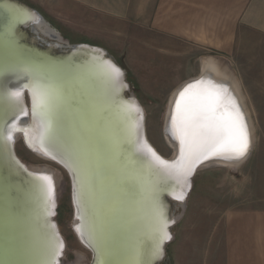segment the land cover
<instances>
[{
	"label": "water",
	"instance_id": "95a60500",
	"mask_svg": "<svg viewBox=\"0 0 264 264\" xmlns=\"http://www.w3.org/2000/svg\"><path fill=\"white\" fill-rule=\"evenodd\" d=\"M199 63L198 73L168 95L162 136L171 154L164 156L148 138L146 111L126 68L108 49L70 43L35 7L0 0V264H45L57 242L63 248L54 264H170L167 245L196 173L215 166L237 170L256 142L254 119L229 60L206 54ZM199 81L214 86L225 104L235 101L247 126L248 150L240 158L221 153L201 159L186 177L169 175L137 146L146 144L167 163L177 160L180 144L171 126L175 101ZM36 84L53 94L43 143L41 120L33 116ZM14 92L20 95L12 97ZM10 126L11 142L5 139ZM19 139L43 162L26 164L16 153ZM60 169L69 180L72 232L89 253L76 252L67 262L57 222ZM44 175L52 178L51 198L37 179Z\"/></svg>",
	"mask_w": 264,
	"mask_h": 264
},
{
	"label": "crops",
	"instance_id": "0c3cea01",
	"mask_svg": "<svg viewBox=\"0 0 264 264\" xmlns=\"http://www.w3.org/2000/svg\"><path fill=\"white\" fill-rule=\"evenodd\" d=\"M32 5L80 42L103 44L117 59H142L149 66L152 59L183 55L172 42L221 53L229 61L226 55L253 49L254 82L246 80V70L239 79L264 141V0H34ZM241 31L253 32L251 48L238 36ZM256 152L262 162L264 148ZM256 197L253 207L222 214L205 239L192 245L191 264H264V196Z\"/></svg>",
	"mask_w": 264,
	"mask_h": 264
},
{
	"label": "rangeland",
	"instance_id": "374dc122",
	"mask_svg": "<svg viewBox=\"0 0 264 264\" xmlns=\"http://www.w3.org/2000/svg\"><path fill=\"white\" fill-rule=\"evenodd\" d=\"M22 1L31 6L34 4V0ZM37 5L39 6L38 3ZM40 12L48 19L46 12ZM48 20L54 26L56 25L52 20ZM57 29L70 43L83 40L76 34L68 33L65 28L59 26ZM247 32L248 34L241 31L238 36H243L241 39L243 38L246 41L247 48H251L253 36L250 33L253 34V32ZM163 40V42H166L168 39ZM100 45L106 48L105 45ZM170 46L181 47L182 52H184L183 55H172L168 59H152L154 60L151 62L152 66H149L142 59H118L127 70V77L131 82L132 90L145 108L148 138L164 156L171 154V149L162 136L163 115L168 95L182 80L198 73L199 60L202 56L206 54L225 56L221 53L209 52L182 42H172ZM253 53V49L244 47L242 52L236 51L232 55H226L230 58L229 62L236 71L238 78L239 73L243 70H246V73L250 72L245 76L251 84L254 82ZM159 56L163 58L166 55L159 52ZM249 108L254 119L253 108ZM260 137V133L258 134L256 131L255 148L249 159L237 170L215 166L203 168L196 173L186 208L183 210L180 220L174 226V239L167 245V257L170 259V264H191L192 245H197L200 240L205 239L207 231L210 232L213 224L217 223L225 211L233 208H251L254 206L256 198L260 197H256L257 195L264 196V157L262 162L256 161L258 155L256 151L264 148V141L259 140ZM15 149L17 155L28 165H38L43 162L28 151L21 139L16 142ZM60 175L57 222L59 230L66 241L65 261L67 262L73 258L76 252H82L88 256L89 253L78 243L72 232L69 180L62 169H60ZM254 187L259 192L258 194ZM260 191L262 192L260 193Z\"/></svg>",
	"mask_w": 264,
	"mask_h": 264
},
{
	"label": "snow or ice",
	"instance_id": "6c2138e0",
	"mask_svg": "<svg viewBox=\"0 0 264 264\" xmlns=\"http://www.w3.org/2000/svg\"><path fill=\"white\" fill-rule=\"evenodd\" d=\"M111 73L119 75L117 69L107 65ZM19 92L11 93L18 97ZM51 89L36 84L32 89L33 116L41 120L39 139L44 141L48 112L52 101ZM172 134L179 140L180 154L174 163L160 160L146 144L140 143L137 151H147L152 159L158 163L169 175L186 177L191 173L193 166L201 159L221 153L230 154L231 158H240L248 150L249 136L242 113L235 101L229 99L223 102L221 93L214 86L205 85L199 81L189 84L180 91L171 119ZM13 127L8 128L5 139L12 141ZM45 182L42 188L49 198L53 195L52 178L44 175L37 177ZM182 199L183 197H178ZM79 230V229H78ZM161 238L167 239V234L160 229ZM62 243L57 242L49 249V259L45 264H54V258L62 250Z\"/></svg>",
	"mask_w": 264,
	"mask_h": 264
},
{
	"label": "bare ground",
	"instance_id": "6f19581e",
	"mask_svg": "<svg viewBox=\"0 0 264 264\" xmlns=\"http://www.w3.org/2000/svg\"><path fill=\"white\" fill-rule=\"evenodd\" d=\"M152 143V142H151ZM157 150V149H156ZM158 151V150H157Z\"/></svg>",
	"mask_w": 264,
	"mask_h": 264
}]
</instances>
